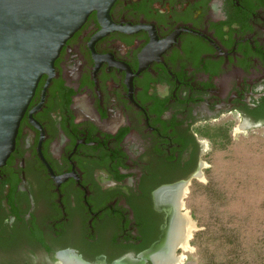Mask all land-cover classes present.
Wrapping results in <instances>:
<instances>
[{
  "label": "flooded vegetation",
  "instance_id": "1",
  "mask_svg": "<svg viewBox=\"0 0 264 264\" xmlns=\"http://www.w3.org/2000/svg\"><path fill=\"white\" fill-rule=\"evenodd\" d=\"M109 22L67 40L19 123L0 264H154L199 137L225 115L264 128V0H116Z\"/></svg>",
  "mask_w": 264,
  "mask_h": 264
},
{
  "label": "rangeland",
  "instance_id": "2",
  "mask_svg": "<svg viewBox=\"0 0 264 264\" xmlns=\"http://www.w3.org/2000/svg\"><path fill=\"white\" fill-rule=\"evenodd\" d=\"M225 115L199 137L202 179L184 200L195 226L183 264H264V128Z\"/></svg>",
  "mask_w": 264,
  "mask_h": 264
},
{
  "label": "water",
  "instance_id": "3",
  "mask_svg": "<svg viewBox=\"0 0 264 264\" xmlns=\"http://www.w3.org/2000/svg\"><path fill=\"white\" fill-rule=\"evenodd\" d=\"M116 0H0V168L14 150L19 123L42 76L95 13L109 26Z\"/></svg>",
  "mask_w": 264,
  "mask_h": 264
},
{
  "label": "bare ground",
  "instance_id": "4",
  "mask_svg": "<svg viewBox=\"0 0 264 264\" xmlns=\"http://www.w3.org/2000/svg\"><path fill=\"white\" fill-rule=\"evenodd\" d=\"M247 127L243 123L239 127L240 130H244ZM200 179H202L200 177ZM173 200L178 201L179 207L182 211L181 215L174 220L172 227L170 228L167 249L160 253L150 255L151 260L154 264H183L184 255H175V250L181 251L183 254L190 250L189 242L192 239V234L195 231V226L190 220L188 213L184 206V200L188 195L187 188H182L175 192ZM65 255L59 256L58 264H81L75 260L64 257Z\"/></svg>",
  "mask_w": 264,
  "mask_h": 264
}]
</instances>
